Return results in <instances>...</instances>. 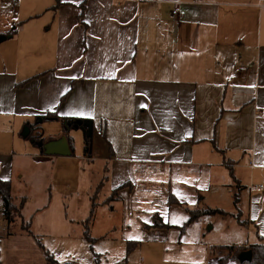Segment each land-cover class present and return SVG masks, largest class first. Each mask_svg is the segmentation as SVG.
<instances>
[{
  "label": "crops",
  "instance_id": "obj_1",
  "mask_svg": "<svg viewBox=\"0 0 264 264\" xmlns=\"http://www.w3.org/2000/svg\"><path fill=\"white\" fill-rule=\"evenodd\" d=\"M260 4L0 0L1 43L9 42L0 51V181L11 182L15 205L25 199L21 215L34 181L41 180L44 197L58 167L74 157L43 155L20 137L28 126L32 135L56 139L64 130L49 118L56 115L93 123L92 152L83 160L99 165L97 189H118L116 201L147 212V222L141 216L132 224L138 233L145 224L151 232L167 231L157 237H180V246L192 230L200 236L201 220L184 233V225L162 215L173 228L153 226L167 193L169 209L186 211L184 224L188 209L215 204L221 210L225 197L231 210L218 215L249 237H264V191L255 188L264 177ZM109 202L110 196L103 201ZM93 203L100 204L96 197ZM192 246L186 264L201 254L204 264H222L217 246Z\"/></svg>",
  "mask_w": 264,
  "mask_h": 264
},
{
  "label": "rangeland",
  "instance_id": "obj_2",
  "mask_svg": "<svg viewBox=\"0 0 264 264\" xmlns=\"http://www.w3.org/2000/svg\"><path fill=\"white\" fill-rule=\"evenodd\" d=\"M1 22L0 15V25ZM2 39L3 36L0 35V51L9 43H1ZM23 129L20 137H22ZM62 134L54 140H60ZM33 135L38 137L39 132ZM67 135L74 140V157L67 158L70 159L68 160L71 161L70 164L63 163L58 167L54 182L48 185L47 189L45 188L44 197L41 180L36 179L30 191L32 202L28 203L29 206L24 209L23 216L10 225L7 221L0 219V264H49L47 252L58 264H184L183 260H186L184 253L194 250L192 245L197 241L210 247L237 246L240 242L253 245L259 242L254 234L249 237L247 231L238 227L233 219L218 214L204 215L200 221V236L197 230H192L182 237L181 246L180 237L169 235L157 237L167 231H163V234L151 232L145 229V224L142 225V229H139L142 233H138L132 224L141 216L144 222H147L145 217L148 215H144L147 212L144 211L141 215L139 210L127 202L123 204L116 201L119 199L118 192L112 194L109 186L102 190L101 186L97 189L101 173L98 170L99 165L93 166L92 162L83 160L85 155L83 131L72 130ZM26 141L32 143L31 140ZM35 147L40 149L38 144H35ZM168 195L165 193L164 203L160 201V209H164L158 212L159 216L154 217L153 226L156 223L165 225L160 215L166 222L181 224V226L186 221L187 214L183 208L169 209ZM109 196L111 202L103 203ZM94 197L100 204L89 224V234L94 239V242L90 243L85 238V229L91 216ZM222 202L221 210L230 211L232 205L229 200L223 197ZM208 206L212 208L200 207V209L188 210L195 212L196 210H218L216 209L218 205L208 204ZM42 208L45 209L38 213L37 210ZM28 223H31L29 230L25 229ZM129 226H131L130 230ZM134 241L138 244L132 246V252L127 256L129 244ZM213 249L214 256L219 259L229 255L227 251L221 253L218 248ZM201 255L198 259L200 261L195 264H204L205 259ZM166 256L169 258L166 259ZM173 259H178V262L173 263Z\"/></svg>",
  "mask_w": 264,
  "mask_h": 264
},
{
  "label": "trees",
  "instance_id": "obj_3",
  "mask_svg": "<svg viewBox=\"0 0 264 264\" xmlns=\"http://www.w3.org/2000/svg\"><path fill=\"white\" fill-rule=\"evenodd\" d=\"M83 16V14H82ZM24 84V83H23ZM49 118L52 119H56L58 121H61L63 126H64V130H63V135L62 138H64L69 146V149L71 151V155L70 156H74V140L73 138L68 137L67 133H69L72 130H82L84 135H85V148H84V153L87 156L91 155L92 152V144H93V134L90 135L89 132V127L86 124L89 121L83 120V119H61L59 117H57L56 115L50 116ZM34 130V128L32 127V131ZM27 140H31L34 144H38L39 142H43V143H48L51 141H55L54 139H44L42 137H35L32 135V133L30 134V136L27 138ZM41 152L43 155H45V152L43 149H41ZM118 189L115 190V192ZM118 192V191H117ZM170 203L171 204H179V202L177 200H175L172 196L170 198ZM235 206L238 205V197H235ZM25 205V199L22 200L20 206L15 205L14 203V199L12 196V187H11V182L10 181H0V217H2L5 221H7V223L13 224L16 219H18L19 217H21V209L24 207ZM95 210H96V205L93 203L92 206V211H91V216L88 219L87 223H86V229H85V235H86V239L90 242L93 243L94 239L92 237H90V222L92 221L94 214H95ZM190 218L188 220L187 223L184 224L183 227L180 228L181 233H184L189 227H191L195 222L199 221L202 219V217L204 215H208V214H220V215H225L226 213L222 210H212V209H208L205 211H201V210H196L195 211H188ZM197 213V214H196ZM155 227H162V228H173L169 225H158L157 223L154 225ZM259 242L253 245H249L247 247H241V246H221V247H213V248H218V250L222 253L224 251L229 252V255H227L226 257H221L220 258V263L222 264H227L229 262H235L236 264H264V237L259 236ZM137 242H131L129 244V247L127 249V256H129V254L132 252L133 247L137 245ZM247 251H251L252 252V261L251 262H241L239 259V256L243 253V252H247ZM47 261L49 262V264H58L57 261L54 259L53 256H51L49 254V252H47ZM97 262L98 259H97Z\"/></svg>",
  "mask_w": 264,
  "mask_h": 264
},
{
  "label": "water",
  "instance_id": "obj_4",
  "mask_svg": "<svg viewBox=\"0 0 264 264\" xmlns=\"http://www.w3.org/2000/svg\"><path fill=\"white\" fill-rule=\"evenodd\" d=\"M89 127V132L90 135L93 134V123L92 122H87L86 123ZM31 134V129L30 127L26 126L23 129L22 132V137L24 139H27ZM38 146L44 150L45 155L47 156H70L71 155V151L69 149L68 143L64 138H61L60 140H55V141H51L48 143H43V142H39ZM239 259L241 262H251L252 261V252L251 251H247V252H243L240 256Z\"/></svg>",
  "mask_w": 264,
  "mask_h": 264
},
{
  "label": "built area",
  "instance_id": "obj_5",
  "mask_svg": "<svg viewBox=\"0 0 264 264\" xmlns=\"http://www.w3.org/2000/svg\"><path fill=\"white\" fill-rule=\"evenodd\" d=\"M15 6L18 4V0H14ZM261 8H264V0H261L260 4ZM177 11L174 12L176 14ZM261 115L264 117V109L261 110ZM258 190L264 191V177L262 178L261 182L255 187Z\"/></svg>",
  "mask_w": 264,
  "mask_h": 264
}]
</instances>
